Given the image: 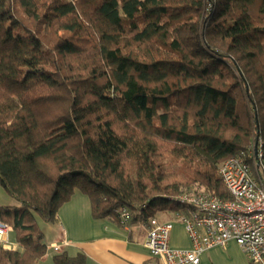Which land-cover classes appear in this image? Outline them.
I'll return each mask as SVG.
<instances>
[{
    "label": "trees",
    "instance_id": "obj_1",
    "mask_svg": "<svg viewBox=\"0 0 264 264\" xmlns=\"http://www.w3.org/2000/svg\"><path fill=\"white\" fill-rule=\"evenodd\" d=\"M264 138V0H0V204L44 264L37 219L75 191L94 218L230 195L220 163ZM55 264H86L58 252Z\"/></svg>",
    "mask_w": 264,
    "mask_h": 264
},
{
    "label": "built area",
    "instance_id": "obj_2",
    "mask_svg": "<svg viewBox=\"0 0 264 264\" xmlns=\"http://www.w3.org/2000/svg\"><path fill=\"white\" fill-rule=\"evenodd\" d=\"M218 175L229 199L204 193L181 194L169 198L179 206L175 217L183 222L191 247L169 246L172 222L147 217L145 245L149 259L143 264H198L201 254L212 247H225L235 241L250 264H264V138L252 136L249 143L224 159ZM132 218L126 208L117 210V220L127 226ZM12 226L0 220V245L14 249L9 240ZM65 243L64 241H62ZM58 251L60 244H53Z\"/></svg>",
    "mask_w": 264,
    "mask_h": 264
},
{
    "label": "crops",
    "instance_id": "obj_3",
    "mask_svg": "<svg viewBox=\"0 0 264 264\" xmlns=\"http://www.w3.org/2000/svg\"><path fill=\"white\" fill-rule=\"evenodd\" d=\"M4 205H12L2 202ZM16 206V205H12ZM174 209H159L153 213L159 222H172L169 246L178 249L191 247V239L182 221L175 217ZM37 225L46 244L45 261L58 252L69 255L83 253L86 264H143L149 259V249L145 242L148 233L147 219L133 216L127 226H122L115 216L94 218L89 198L75 191L71 198L62 204L57 212V220L46 223L37 219ZM14 249H20L14 237L9 233ZM64 241L65 243H63ZM53 244H60L56 251ZM51 264V261H50ZM198 264H250L235 241L221 247H212L204 251Z\"/></svg>",
    "mask_w": 264,
    "mask_h": 264
},
{
    "label": "rangeland",
    "instance_id": "obj_4",
    "mask_svg": "<svg viewBox=\"0 0 264 264\" xmlns=\"http://www.w3.org/2000/svg\"><path fill=\"white\" fill-rule=\"evenodd\" d=\"M2 202H8L9 204H12V205L14 204L16 206H19V204L14 199L8 196L5 189L0 185V204ZM50 261H51V264H55L52 258L47 259L45 262L50 264Z\"/></svg>",
    "mask_w": 264,
    "mask_h": 264
}]
</instances>
